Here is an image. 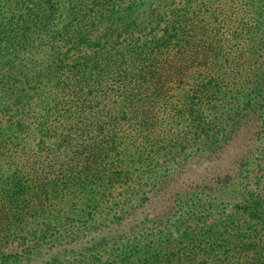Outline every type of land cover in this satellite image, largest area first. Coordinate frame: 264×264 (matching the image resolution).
<instances>
[{
	"label": "trees",
	"instance_id": "obj_1",
	"mask_svg": "<svg viewBox=\"0 0 264 264\" xmlns=\"http://www.w3.org/2000/svg\"><path fill=\"white\" fill-rule=\"evenodd\" d=\"M193 1L185 0L181 8L173 9L175 0H0V122L11 114L10 126H16L11 134L18 125L23 127L20 137L17 133L9 137L6 130L3 135L16 141L27 134L30 146L51 131L70 136L89 126L109 136L110 124L127 117L153 129L152 110L168 97L173 84L182 85L192 68L208 67V51L229 47L227 52H232L233 39L238 37L222 35L220 13L196 20ZM242 2L248 11L256 3L257 16L245 21L254 30L250 40H244L251 55L238 42L232 69L244 57L248 69L228 70L226 90L213 105L222 104V110L207 123L202 113L208 109L203 108L194 117L190 136L177 135L178 143H170L163 154L167 175L163 179L170 176L171 181L182 170L188 149L195 154L208 152L203 160L213 157L212 167H225L219 171L224 174L222 186L233 180L234 197H220L221 189L211 187L204 175H196L192 183L166 198V207L176 208L180 217L157 224L154 232L140 236L141 242L131 238L124 242L123 232L120 245L82 255L75 264H264V0ZM149 23H163V33L132 48L124 45L125 36ZM200 35L203 45L194 42ZM220 80L211 79V90L223 92ZM206 85L199 81L193 91H202L208 99ZM112 94L121 97L114 99ZM66 95L71 97L68 111L56 123L49 120L45 103L46 113L37 115L46 97ZM107 98H112V105L107 111L101 109L103 116L89 119ZM36 121L40 129L29 128ZM236 132H246L258 145L252 144L250 155L231 168L228 150ZM200 135L203 138L197 140ZM94 139V145L101 144ZM19 188L25 190L23 182ZM4 259L0 255V264Z\"/></svg>",
	"mask_w": 264,
	"mask_h": 264
},
{
	"label": "rangeland",
	"instance_id": "obj_2",
	"mask_svg": "<svg viewBox=\"0 0 264 264\" xmlns=\"http://www.w3.org/2000/svg\"><path fill=\"white\" fill-rule=\"evenodd\" d=\"M184 3L185 0H175L172 8L179 9ZM193 5L198 9L196 20L213 18L220 13L222 35L238 37L233 39L232 52H227L229 47L208 51L205 58L208 67L192 68L182 85L178 82L173 84L168 97L155 104L152 110L153 129L142 128L134 119L127 117L110 124L109 136L99 135L94 127L89 126L80 132H72L70 136L51 131L42 142L30 146L27 134L16 141L3 135L2 130H6L9 137L16 133L20 137L23 127L18 125L16 133L11 134L16 128L10 126L14 119L11 114L2 119L0 255L5 257L3 264H75L82 255L120 245L122 242L118 241H122L119 237L123 232H126L124 242L130 238L141 242L140 236L154 232L157 224L162 226L170 219L180 217L176 208L166 207V198L178 188L192 183L196 175H204L211 187L221 189L220 197H234L231 193L233 185H230L233 180L227 183L228 186H222L221 175L224 174L219 171L225 167H212L216 162L213 157L203 160L204 153L208 152L195 154L193 149H188L189 156L182 170L173 175L171 181L170 176L163 179L167 176L163 154L170 143H178L176 138L179 134L190 136L194 117L200 115L203 108L208 109L202 113L207 123L215 112L222 110V104L216 108L213 105L226 90L224 86L230 76L226 75L228 70L235 73L248 69L247 63L244 64L245 57L239 59L236 69H232L235 64L232 60L237 43L241 41L243 49L244 40L253 35V25H246L245 21L256 18V3L252 11L247 10L248 5L242 0H194ZM163 27V23H149L144 30L125 36L124 45L135 47L163 33ZM194 42L203 45L202 36ZM245 49L247 52H243L251 55L249 48ZM200 54L205 55L203 52ZM201 55L200 60H204ZM213 78L214 81L221 78L223 92L220 93L218 88L211 90ZM199 81L208 83L203 89L210 93L208 99L213 98V102L204 99L202 91H193ZM114 90L119 93L117 85ZM120 97L112 94L114 99ZM112 98L103 100L104 106L97 105L89 119L103 116L101 109L107 111ZM70 99L68 95L59 99L48 96L39 104L37 115L46 113L45 103L50 108L49 120L56 119V123L68 111ZM37 121L29 128L40 129ZM96 137L101 140L97 146L93 144ZM202 138L200 135L197 140ZM108 139L109 144L106 145ZM252 144L258 145V142L249 138L246 132H236L229 143V155L226 154L228 167L232 168L236 160L247 158L250 155L248 150H253ZM93 149L95 153L91 155ZM219 181L221 183L218 184ZM22 182L24 191L19 188Z\"/></svg>",
	"mask_w": 264,
	"mask_h": 264
}]
</instances>
